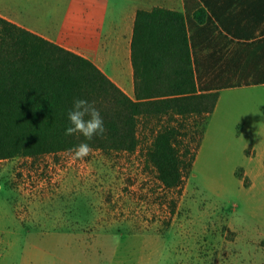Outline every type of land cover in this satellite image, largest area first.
Returning a JSON list of instances; mask_svg holds the SVG:
<instances>
[{
  "label": "rangeland",
  "instance_id": "374dc122",
  "mask_svg": "<svg viewBox=\"0 0 264 264\" xmlns=\"http://www.w3.org/2000/svg\"><path fill=\"white\" fill-rule=\"evenodd\" d=\"M194 100L192 110L174 117L185 123L181 154L208 109ZM158 120L165 117L141 120L133 150L92 149L83 160L61 151L0 161V262L261 263L254 251L239 260L232 247L231 205L239 185L227 177L225 156L212 142L180 189L161 185L147 162Z\"/></svg>",
  "mask_w": 264,
  "mask_h": 264
},
{
  "label": "crops",
  "instance_id": "0c3cea01",
  "mask_svg": "<svg viewBox=\"0 0 264 264\" xmlns=\"http://www.w3.org/2000/svg\"><path fill=\"white\" fill-rule=\"evenodd\" d=\"M160 10L184 18L196 94L218 96L204 113L193 171L212 142L225 156L227 177L239 185L232 247L239 260L254 251L264 264V0H0L1 18L87 59L132 100L137 84L145 85L139 72L148 58L137 50L135 66L136 35L149 27L168 39L176 34L173 16L158 12L149 20ZM154 82L153 74V88Z\"/></svg>",
  "mask_w": 264,
  "mask_h": 264
},
{
  "label": "trees",
  "instance_id": "16d2710c",
  "mask_svg": "<svg viewBox=\"0 0 264 264\" xmlns=\"http://www.w3.org/2000/svg\"><path fill=\"white\" fill-rule=\"evenodd\" d=\"M158 12L173 16L176 34L168 39L167 34L144 27L147 35H136L135 66L137 50L148 56L142 76L145 85L137 84V100L130 99L87 59L0 17V161L69 151L81 142L109 152L133 150L141 120L165 117L157 122L147 162L163 187L180 189L192 175L203 132L193 133L190 143L195 149L189 144L181 154L177 145L185 123L175 120V114L182 117L192 110L196 97L208 103L202 114L210 113L218 96L196 94L194 75L187 67L190 57L183 16L160 10L147 14L149 20ZM152 53L159 55L154 61ZM171 63L174 67L168 70ZM75 97L95 102L104 120L103 136L84 141L79 134H64L69 124L67 112ZM202 120L204 126L206 120Z\"/></svg>",
  "mask_w": 264,
  "mask_h": 264
},
{
  "label": "clouds",
  "instance_id": "9594fccd",
  "mask_svg": "<svg viewBox=\"0 0 264 264\" xmlns=\"http://www.w3.org/2000/svg\"><path fill=\"white\" fill-rule=\"evenodd\" d=\"M67 120L69 124L64 131L66 136L79 134L84 137V141H91L94 137L103 136L106 131L100 110L94 101L86 98H73ZM69 152L72 159L83 160L91 154L92 148L88 142H81L69 149Z\"/></svg>",
  "mask_w": 264,
  "mask_h": 264
}]
</instances>
